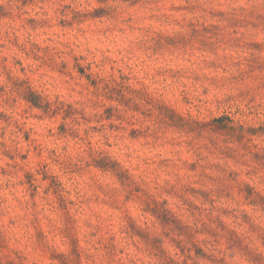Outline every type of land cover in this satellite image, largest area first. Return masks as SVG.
Returning a JSON list of instances; mask_svg holds the SVG:
<instances>
[{"label":"rangeland","instance_id":"374dc122","mask_svg":"<svg viewBox=\"0 0 264 264\" xmlns=\"http://www.w3.org/2000/svg\"><path fill=\"white\" fill-rule=\"evenodd\" d=\"M255 150L264 0H0V264H264Z\"/></svg>","mask_w":264,"mask_h":264},{"label":"trees","instance_id":"16d2710c","mask_svg":"<svg viewBox=\"0 0 264 264\" xmlns=\"http://www.w3.org/2000/svg\"><path fill=\"white\" fill-rule=\"evenodd\" d=\"M31 103L36 106V107H42L41 102H40V97L38 95H35L34 93H31V98H30ZM249 132L251 134H255L257 133V131L255 129H251L249 130ZM256 161H262L264 163V150L260 151V150H255L252 152ZM117 166V163H113V167ZM105 167V166H102ZM224 254V253H223ZM223 258V257H222ZM220 258V259H222Z\"/></svg>","mask_w":264,"mask_h":264}]
</instances>
